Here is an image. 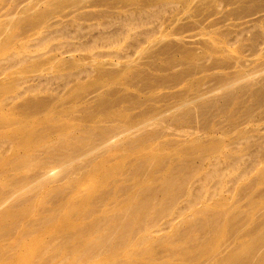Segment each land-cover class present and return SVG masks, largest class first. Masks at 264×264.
<instances>
[{"label":"rangeland","instance_id":"1","mask_svg":"<svg viewBox=\"0 0 264 264\" xmlns=\"http://www.w3.org/2000/svg\"><path fill=\"white\" fill-rule=\"evenodd\" d=\"M25 10L30 12L28 16ZM165 43L173 46L160 50ZM188 50L199 54L194 64L204 68L174 79L175 74L191 64L185 56ZM217 75L225 77L232 97L227 112L216 108L204 117L196 100L219 92L222 84L215 78ZM107 86L125 92L123 100L112 110L124 109L136 122L145 125L130 132V137H139L145 131L159 133L136 151L122 148L124 135L118 134L114 141L106 143L108 146L85 156L100 153L97 160L107 157L106 166L115 167L116 174L111 175V180L127 173L129 162L140 153L167 154L173 158L197 156L199 151L185 153L186 146L195 139L213 140L218 149L208 155L206 169L193 179L196 189L191 188L195 198L201 190L206 191L195 202L200 205L207 189L220 186L218 183L223 178L225 190L220 195L237 200L235 189L241 180L235 178L252 179L264 165L260 158L264 153V98L252 106L256 90L264 89V0H0V116L40 122L37 113L24 119L19 106L27 98H46V107L55 110L52 112L58 114V119L43 124L83 128L90 124L119 123L99 122L100 110H94V118H84L83 108L90 105L92 109ZM131 96H140L142 102L133 104ZM182 97L190 98L188 106L194 113L191 122L185 118L172 121L166 116L167 108H179ZM148 108L160 113L153 115ZM5 130L9 129L0 126V133ZM5 139L0 135L1 156L9 154L8 148L12 146ZM4 150L7 152L2 153ZM85 157L78 163H83ZM69 168L51 171L47 168V176L33 180L26 195L35 188L43 189L45 180L50 185L65 183L62 177ZM38 171L31 166L24 173L31 175ZM70 176L74 179L70 177L67 186L78 188L79 192L91 190L100 179L99 175L90 174ZM258 187H264V182ZM195 190L198 195L194 194ZM10 201L3 202L0 208ZM49 201L47 205L51 204ZM244 201L241 198L236 203ZM163 219L162 229L155 234L166 230L169 220ZM21 232L23 229L17 236L14 233L9 242L21 237ZM6 238H1L0 244ZM41 239L37 233L25 236L16 250L13 248L8 256H0V264H30ZM40 262L44 259L35 264ZM67 263L68 258L64 257L58 264ZM74 264L89 262L78 259Z\"/></svg>","mask_w":264,"mask_h":264},{"label":"bare ground","instance_id":"2","mask_svg":"<svg viewBox=\"0 0 264 264\" xmlns=\"http://www.w3.org/2000/svg\"><path fill=\"white\" fill-rule=\"evenodd\" d=\"M24 13L30 12L25 10ZM30 20L27 19L28 22ZM172 46L165 43L159 49L167 50ZM198 55L192 50L185 52L191 64L175 74L174 79L204 68L199 63L194 64ZM215 78L222 84L219 92L196 100L204 117L216 108L226 111L232 97L225 77L217 75ZM124 93L117 87H108L99 95L94 109L90 105L83 108L86 120L95 117L94 110H100L102 117L99 122L119 123L88 124L89 127L83 128L43 124L58 119V114L53 113L55 110L52 112L46 107V98H27L19 106L25 114L24 119H30L37 113L40 122L14 121L0 116V126L9 129L0 135L12 145L8 148L9 154L0 155V205L11 199L0 208V241L7 237L0 244V256H8L21 244L22 238L37 233L42 239L36 253H32L34 257L29 260L30 264H35L40 258L44 259L41 264H58L64 257L68 258L67 264H74L78 259L89 264H264V187H258L264 182V165L252 179L235 178L241 180V184L237 180L240 185L235 189L237 200L220 195L225 190L223 178L218 181L220 186L211 187L216 189H207L205 199L197 205L195 200L198 198L199 202L205 190L201 192L199 187L200 195L195 190L194 194L200 197L196 195L195 198L191 187L195 175L206 169L208 155L218 149L213 140L203 142L195 139L192 145L186 146L185 153L199 151L197 156L173 158L167 154L140 153L129 162L127 173L118 175L119 180L116 176V180L110 179L116 173L115 167L106 166L107 157L97 160L100 153L85 157L108 146L106 143L114 141L118 134L124 135L122 148L130 151H136L146 140L159 134L158 131H145L139 137L129 136L130 132L145 125L136 122L124 109L112 110L123 100ZM255 96L252 106L264 98V89L256 90ZM139 97L131 96L132 103L142 102ZM189 99L182 97L178 109L167 108V118L172 121L185 118L191 122L194 113L188 106ZM235 106L238 110L239 107ZM148 110L153 115L160 113L153 108ZM260 155L264 161V153ZM83 157L84 162L78 163ZM31 166L39 171L31 175L24 173ZM67 166L70 168L62 177L65 183L50 185L45 180L43 189L35 188L32 194L26 195L33 180L47 176V168L51 171ZM89 174L99 175L101 179L89 191L79 192L78 188L73 189L66 184L70 177L74 179L70 175L86 177ZM233 183L228 186L230 190ZM241 198H245L244 203L237 204ZM48 201L50 205L46 204ZM165 217L169 220L168 228L164 227V233L155 234L162 229L161 221ZM21 229L22 236L9 242ZM17 233L15 236L19 235Z\"/></svg>","mask_w":264,"mask_h":264}]
</instances>
